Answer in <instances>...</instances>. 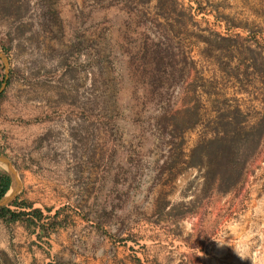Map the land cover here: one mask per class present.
I'll return each mask as SVG.
<instances>
[{
	"label": "rangeland",
	"instance_id": "374dc122",
	"mask_svg": "<svg viewBox=\"0 0 264 264\" xmlns=\"http://www.w3.org/2000/svg\"><path fill=\"white\" fill-rule=\"evenodd\" d=\"M0 55V155L100 193L99 264H264V0H0ZM242 130L239 183L207 190L191 150ZM20 190L39 238L68 223Z\"/></svg>",
	"mask_w": 264,
	"mask_h": 264
},
{
	"label": "crops",
	"instance_id": "0c3cea01",
	"mask_svg": "<svg viewBox=\"0 0 264 264\" xmlns=\"http://www.w3.org/2000/svg\"><path fill=\"white\" fill-rule=\"evenodd\" d=\"M28 174L20 178L18 200L40 209L47 219L58 211V220L66 216L68 223L48 237L39 238V230L33 225L0 219V264H99L105 252L100 243L108 242L101 235L105 210L100 193L76 191L57 199L43 192L38 177ZM9 210L19 211L15 207Z\"/></svg>",
	"mask_w": 264,
	"mask_h": 264
},
{
	"label": "trees",
	"instance_id": "16d2710c",
	"mask_svg": "<svg viewBox=\"0 0 264 264\" xmlns=\"http://www.w3.org/2000/svg\"><path fill=\"white\" fill-rule=\"evenodd\" d=\"M5 81V76L0 79V87ZM7 84V82H6ZM0 93V98H1ZM240 112L238 109L236 110ZM246 123V122H243ZM257 127L264 128V118H262ZM237 137H230L228 134H217L211 138L202 139L190 153V164L203 169L205 172V188L228 191L236 186L242 174V168L255 151L257 142H247L250 139V133L242 130ZM262 136V135H261ZM258 136V139L261 138ZM252 143V145H248ZM10 188V177L6 172L0 171V198L3 197ZM11 206H17L16 200H13ZM24 213L11 212L7 207H0V219L6 222H13L22 219ZM30 215L33 218L40 219L41 212L32 210ZM28 223H33L28 220ZM55 224H51L54 228Z\"/></svg>",
	"mask_w": 264,
	"mask_h": 264
},
{
	"label": "water",
	"instance_id": "95a60500",
	"mask_svg": "<svg viewBox=\"0 0 264 264\" xmlns=\"http://www.w3.org/2000/svg\"><path fill=\"white\" fill-rule=\"evenodd\" d=\"M0 59L3 61L5 67L7 65V60L0 55ZM5 81L2 83L0 87V93H2L3 87L5 85ZM0 166L4 167L7 174L10 177V188L6 192V194L0 198V207H4L9 205L12 200L16 197L19 189H20V183L17 177L16 170L14 169L13 165L10 163L8 158L6 156L0 155Z\"/></svg>",
	"mask_w": 264,
	"mask_h": 264
}]
</instances>
